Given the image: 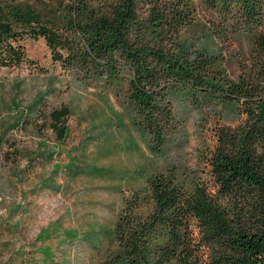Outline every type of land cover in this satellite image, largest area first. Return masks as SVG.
<instances>
[{"label":"trees","instance_id":"trees-1","mask_svg":"<svg viewBox=\"0 0 264 264\" xmlns=\"http://www.w3.org/2000/svg\"><path fill=\"white\" fill-rule=\"evenodd\" d=\"M27 38L127 104L154 151L174 129L173 93L240 119L214 130L201 173L170 166L122 195L101 264H264V0H0V68L26 61ZM226 44L239 47L236 77ZM70 116H44L60 142Z\"/></svg>","mask_w":264,"mask_h":264},{"label":"rangeland","instance_id":"rangeland-1","mask_svg":"<svg viewBox=\"0 0 264 264\" xmlns=\"http://www.w3.org/2000/svg\"><path fill=\"white\" fill-rule=\"evenodd\" d=\"M199 12L216 20L203 6ZM23 45L26 61L0 68V264H101L122 195L170 166L201 173L214 130L240 119L201 95L173 93L174 129L154 151L127 104L62 69L43 39ZM224 51L236 77L231 55L239 47ZM62 106L71 116L60 142L44 116Z\"/></svg>","mask_w":264,"mask_h":264}]
</instances>
